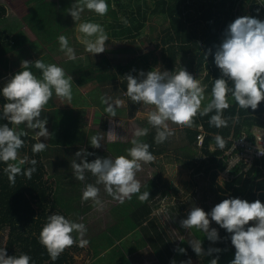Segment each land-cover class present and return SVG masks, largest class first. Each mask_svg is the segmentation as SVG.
<instances>
[{
  "label": "trees",
  "instance_id": "16d2710c",
  "mask_svg": "<svg viewBox=\"0 0 264 264\" xmlns=\"http://www.w3.org/2000/svg\"><path fill=\"white\" fill-rule=\"evenodd\" d=\"M58 1L61 2L62 0ZM128 1L130 3L132 0ZM244 1L251 3L248 16L264 21V16H262L264 10L257 0H152L151 7L146 4L145 0H141V2L136 1L133 10L130 11H127V5L123 4L121 0H115V8L110 7L107 12L112 19L108 26L113 30L111 36L114 39L123 37L132 39L139 35V30L147 19L146 14L162 15L166 23L158 30L155 38L157 40L156 46L160 47L159 57L164 71H179L180 68H183L186 71L190 69V71L199 72L207 68L204 76L205 89L211 94L214 80L221 77V72L214 63L215 51L221 44L228 25L234 22L235 19L245 16V13L242 12ZM121 17L128 22L127 25L124 22H118ZM194 23L201 25V27L197 29ZM19 25L16 19H12L8 15L6 7L0 4V53L16 42L15 39H12V36L16 33ZM107 41L110 42L111 39ZM121 50L125 51L126 49L121 48ZM112 51L114 50L109 49L100 54L88 53V64L85 69L90 73V79H87V83H92L90 92L99 89L100 85L104 83L111 84L116 81L118 69L117 71L114 70L106 53ZM180 59H182L181 63H179ZM74 64V62H70L71 68H68L67 74L73 76L81 84L85 78L80 69H74ZM125 68L126 66L122 65L120 71L124 73ZM122 87L125 88V85L122 84ZM229 87H232L231 82H229ZM92 100V105L97 106L106 118L109 117L104 111L106 105L101 102V97ZM228 101L230 107L224 110L223 113L224 118L228 120V126L217 128L210 125V117L214 113L205 116L198 114L194 118L192 127H182L185 133L183 140H186H184L182 146L174 150L176 158L180 159L182 156L189 167L195 168L196 172H202L207 177L211 187H213L216 196L221 198L222 201L224 199L239 198L249 203L259 200L264 204V170L252 167L245 175L241 174L223 185H219L216 181L218 172L225 167L220 156L230 146L231 139L240 135L242 131L248 133L253 125L264 126V100L259 103L256 110L251 108L240 109L230 93ZM6 102L8 101L0 93V126L8 124L17 132L27 133V135L21 137L24 141L23 147L18 150V155L21 157H17L16 161H9L8 164H16L19 158L22 159L27 156L28 163L24 165L17 164L23 172L33 167L30 163L31 160L37 161L34 166L36 171L32 174L31 179L20 174L16 176L15 184H11L8 180V173L5 171L8 164L0 161V233L6 232L4 244L6 254L7 256L26 254L31 258L30 264H72L74 261L69 253L70 248H73L72 251H78L81 248L78 245L80 237L77 233L72 234L77 243L70 248H66L56 260H52L46 248L40 244L39 234L49 215L60 214L74 222L75 219L81 217L85 209L81 207L79 202L73 205L71 201L62 202L56 199L52 194V182L46 178V175L62 176L74 172L71 165L73 160L80 162V158L75 155L79 151L84 153L82 158H85L87 162H92L97 157L112 158V152L106 147L105 150L93 148L89 141L84 146L64 144L62 140L66 136L62 135L61 131L56 128L53 117H51L53 110L50 109L47 112L43 110L41 113V118L47 121L46 126L49 133L46 141L41 142L46 144V149L39 153H33L32 146L39 143V140L31 134L33 130L27 128L26 124H21L23 127L21 125L17 126L3 118V105ZM73 102L76 104L74 99ZM132 113V108L128 112L123 109L116 111V115L130 116ZM85 123L83 111L79 110L78 125L83 127ZM103 124L104 126H102L105 127V121H103ZM139 125V128H148V134L139 139L149 145V151L154 156L167 150L170 137L163 143L158 144L155 142L156 129L152 128L147 120L139 121ZM197 125L202 126L204 133L201 146L196 143V135L199 132L196 128ZM216 135H220L225 139L226 144L223 149L216 146ZM131 140L128 143V148L133 146ZM121 146V144H115L114 153L116 157L119 156L118 153L126 149V146ZM197 148H199L200 155L198 156V162H195L193 159L197 155ZM89 153L91 155H88ZM85 178L88 182L94 176L90 172H86ZM159 179L160 176L156 175L155 180H148V184L152 187L147 190L149 192L147 201H140L139 195L144 193L140 190L139 193L132 195L131 199L126 198L123 203L119 202L117 207L122 216H129L139 227L135 231V237H141L145 244H149L156 251L160 260H166L165 256L172 258V254L175 252L174 244L162 232L164 230L158 226L159 224L155 221L154 216H151L153 207L157 206L154 203V197L158 192L156 187ZM247 226L251 225L248 224ZM216 231L218 239L214 241L215 244L212 249H220L218 253H221V251L226 253L225 248H228L229 254L235 255V248L230 239L231 234L225 229ZM195 232L201 243L207 246L205 234L197 229H195ZM106 236V240L91 241L92 253H94L93 256L96 257V260L102 261L99 257V251L106 246V243L110 245L112 243L107 233ZM178 248H180V245L177 246V250ZM129 251H136V247H131ZM209 257L217 259L212 253L209 254ZM209 259L206 258L207 262L205 264L210 263ZM96 260L90 264H97ZM115 264L118 263L115 262ZM121 264H126L125 260H122ZM217 264H222L219 259H217Z\"/></svg>",
  "mask_w": 264,
  "mask_h": 264
},
{
  "label": "clouds",
  "instance_id": "9594fccd",
  "mask_svg": "<svg viewBox=\"0 0 264 264\" xmlns=\"http://www.w3.org/2000/svg\"><path fill=\"white\" fill-rule=\"evenodd\" d=\"M85 9L104 16L109 6L106 0H78L68 9V14L74 21H78ZM77 31L81 34L77 39L86 52L100 54L106 51L108 35L100 24L83 22L78 25ZM58 39L60 50L69 60L75 59L74 49L69 47L68 39L63 35ZM214 63L219 68L221 77L214 80L211 99L203 107L206 86L183 68L169 72L161 71L157 67L147 73L140 72L138 77H124L127 83L124 95L133 103L150 106L146 117L148 124L156 129V143H163L174 134L170 124L192 127L198 114L205 116L214 113L210 117V125L217 128L227 127L228 120L224 118L223 113L230 107L229 93L240 109H257L259 103L264 100V21L243 16L230 23L215 51ZM32 66L40 70L42 78H37L29 70V61H23V70L14 74L0 90L8 101L3 105V118L17 126L26 124L29 129H38L39 131L35 132L36 138L47 137V121L41 118V113L52 98L53 90L61 100L71 101L72 77H66L63 68L55 64H45L40 59ZM229 82L232 87H229ZM110 100V97H101V102L106 105L105 113L109 117H115V109L122 106L124 101L116 99L110 103ZM106 134L107 139L113 142L120 138L112 130ZM147 134L148 128H137L134 131V138L131 140L133 146L127 150V156L120 155L114 159L97 157L92 162H87L82 158L84 153L77 152L75 155L80 158V162L73 160L71 165L75 178L83 181L85 173L90 172L96 177V184H102L108 195L121 203L126 198L131 199L132 195L140 192L141 184L136 179V174L142 170V163L147 164L155 160L149 151V145L139 139ZM25 135L26 132H17L8 124L0 126V161L8 164L9 161L17 160L18 150L24 145L21 137ZM215 141L218 148L225 147L226 141L220 135L215 136ZM90 144L93 148H100V137L92 136ZM45 149L46 144L41 142L32 146L33 153ZM259 152L264 155V151ZM28 162V157L25 156L19 160V165ZM30 163L33 167L23 172L17 164H8L5 171L8 173L9 182L15 184V178L20 174L31 179L36 171L34 166L37 161L33 159ZM99 194L98 187L87 184L82 192V200H91L95 206L102 207L103 202L99 199ZM139 199L141 202L147 201L149 192L140 194ZM209 216L231 234L235 255L230 264H264V204L259 200L249 203L239 198H230L216 204L209 213L199 207H193L187 218L181 221V227L188 230L195 228L203 232L210 241H216L218 233L216 229L209 230ZM249 222H252L253 226L246 227ZM74 232L83 237L86 232L85 225L70 221L63 215L52 214L48 216L40 231L39 242L46 248L50 258L56 260L66 248L77 243L72 235ZM86 244V240H79L81 247ZM190 244L197 256L220 251L209 249L208 253H204L199 239L190 240ZM178 250L185 251L183 248ZM30 259L26 254L7 256L5 248H0V264H30ZM210 264H217V259H212Z\"/></svg>",
  "mask_w": 264,
  "mask_h": 264
},
{
  "label": "rangeland",
  "instance_id": "374dc122",
  "mask_svg": "<svg viewBox=\"0 0 264 264\" xmlns=\"http://www.w3.org/2000/svg\"><path fill=\"white\" fill-rule=\"evenodd\" d=\"M136 1L141 2V0H132L129 3L128 0H121L123 4L127 5V11L133 10ZM77 2L78 0H62L61 2L58 0H0V4L6 7L8 15L12 19H16L20 24L16 33L12 36V39H15L16 42L0 53V90L14 74L23 70V68L21 69L23 61L30 62L29 70L37 78H42L40 70L34 66L31 67L36 60L40 59L45 64H55L63 68L66 77L70 75L67 74L68 68H71L70 62H74L75 64L72 66L74 69H80L85 78L84 82L80 84L70 75L72 77L71 101L61 100L55 95L53 90V96L48 104L45 105L44 111L53 110L51 117H53L55 126L61 131L62 135L66 136L62 140L64 144L84 146L87 141L90 142L92 136H99L100 148L103 150H105V147L109 149L112 152V159L116 157L114 153L116 143L121 144V147L126 146V149L118 153V155L127 156V150L130 149L128 148V143L133 138L134 131L140 127L139 121L147 120L146 113L150 110V106L142 103H133L124 95L127 90V83L124 77L126 75L138 77L140 72L147 73L157 67L164 71L159 57L160 47L156 46L157 40L155 36L166 21L162 15L146 14L147 19L139 30V35L132 39L126 37L114 39L111 36L113 30L108 26L112 21L108 14L99 16L85 9L81 13L80 20L74 21L68 14V9ZM145 2L150 7L153 4L152 0H145ZM257 2L264 10V0H257ZM106 3L109 8H115V0H106ZM250 5L251 3L248 1H244L242 4V12L245 13V16L249 15ZM124 21L125 19L121 17L118 22ZM83 22L98 23L104 28L108 35V40L111 39L110 42H106V50H114L106 52L107 56L110 58L114 70L117 71L118 69L119 71V73L117 71L118 75L114 83H104L100 85L99 89H94L92 92H90L92 83H87V79H90V73L85 69L88 64V52L85 51L84 46L77 39L81 35L77 31V27ZM189 23L191 24L192 22L190 21ZM127 24L128 22L125 23V25ZM194 25L197 29L201 27V25L196 23ZM61 35L68 39L69 47L74 49L75 59L69 60L64 52L60 50L58 38ZM121 48L126 50L122 51ZM181 62L182 59L179 60V63ZM122 65L126 66L124 73L120 71ZM206 71L207 68L199 72L187 70L193 78L198 79L205 86L204 76ZM122 84L125 85V88L122 87ZM100 97H110V103H113L116 99L124 101V104L117 107L115 111L123 109L128 112L132 108V115H116L115 117L106 118L105 114L97 106L92 105V99ZM205 97L202 107L209 102L211 97L210 92L206 89ZM79 110L83 111L86 122L83 127L78 125ZM103 121L106 123L105 127H103ZM21 127L23 126L21 125ZM45 127L48 129L46 125ZM170 127L174 134L169 138L167 150L155 155L153 162L142 163V170L137 172L136 179L141 184L140 190L145 192L152 187L148 182L152 179L155 180L156 175L160 176L156 187L158 192L154 197V203L157 206L153 207L151 216H154L155 221L159 224L158 226L164 230L162 232L174 244L175 252L172 254V258L165 256L166 260H160L156 251L149 244H145L141 237H135V231L139 227L129 216L121 215L117 207L120 201L108 195L102 184L97 185L96 177L87 182V178L83 181L77 180L74 172H69L62 176L48 174L46 178L52 182V194L56 199L62 202L71 201L73 205L79 202L81 207L85 209L81 217L75 219L74 222L85 225L86 232L83 237H80L78 233L77 235L80 239L86 240L87 244L78 251H72L73 248H70L69 253L74 261L72 264H89V250H91L89 239L93 238L94 242L106 240V233L114 240V247H111L110 250H116L115 246H117V252L120 251L119 253L122 254L121 257H117V260H125L127 264H173V261L175 264H182V262L188 261L191 264H205L207 262L206 258H210L209 261L214 259V257H209V254L201 256L195 254L190 244V240L199 239L195 228L190 230L182 228L181 221L187 218L193 207H199L209 213L216 204L222 202V199L216 196L212 189L213 187H211L207 177L202 172H196L195 168L189 167L182 156L180 159L176 158L174 150L185 142L184 140L186 139L183 140L185 133L182 127L172 124H170ZM110 130L114 131L120 138L114 142L108 140L106 133ZM37 131L39 130H33L31 133L35 138V132ZM37 139L39 142H44L47 137ZM210 146L212 148V144ZM196 152L197 155L194 156L193 160L198 162L199 148L196 149ZM18 157L21 156L18 155ZM128 158L130 159L131 157ZM20 159H18L16 164L19 163ZM87 184H93L100 189L99 199L103 202L102 207L95 206L91 200H82V192ZM208 219L210 221L209 230L223 229L212 221L210 216ZM249 224L253 226L252 222H249ZM102 232L104 233L100 236ZM5 240L6 232L4 231L0 233V248H4ZM205 241L207 246L201 243V247L204 253H208V250L213 248L215 242L210 241L206 235ZM178 245L185 251L180 252L177 250ZM133 246L136 247V251L127 252ZM228 251L229 249L225 248L226 253L222 251L221 253L212 252V255L216 256L220 263L230 264L234 259V254H229ZM96 261L97 264L101 262L98 259Z\"/></svg>",
  "mask_w": 264,
  "mask_h": 264
},
{
  "label": "built area",
  "instance_id": "2783aa9c",
  "mask_svg": "<svg viewBox=\"0 0 264 264\" xmlns=\"http://www.w3.org/2000/svg\"><path fill=\"white\" fill-rule=\"evenodd\" d=\"M196 143L201 146L204 133L201 125L196 127ZM264 126L253 125L249 132L242 131L240 135L231 139L230 146L220 156L225 167L218 172L217 183L223 185L239 175L255 167L264 170Z\"/></svg>",
  "mask_w": 264,
  "mask_h": 264
},
{
  "label": "crops",
  "instance_id": "0c3cea01",
  "mask_svg": "<svg viewBox=\"0 0 264 264\" xmlns=\"http://www.w3.org/2000/svg\"><path fill=\"white\" fill-rule=\"evenodd\" d=\"M102 233H104V232H102ZM110 239L112 240L111 245L109 243L108 244L106 243V246L102 250L99 251V257L103 259L99 264H115V262L118 263V264H121L122 260H117L118 259L117 257H121L122 254L119 253L120 251L117 252L118 251L117 250V246H115L116 250H114V249L110 250L111 247H114L113 246L114 240L112 239V237H110ZM89 241L90 242L93 241V238H90ZM120 250H122V249H120ZM128 251L129 250H127V252ZM132 252H135V251H130L129 253H132ZM89 254H90V262H89V264H90V263H92V262H94L96 260V257L93 256L94 253H92V249L89 250ZM164 262H165V260H164Z\"/></svg>",
  "mask_w": 264,
  "mask_h": 264
}]
</instances>
